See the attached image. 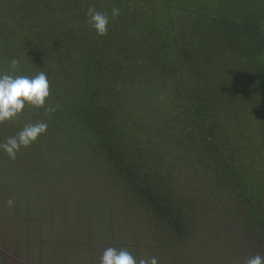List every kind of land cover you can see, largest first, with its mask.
<instances>
[{"label": "trees", "instance_id": "trees-1", "mask_svg": "<svg viewBox=\"0 0 264 264\" xmlns=\"http://www.w3.org/2000/svg\"><path fill=\"white\" fill-rule=\"evenodd\" d=\"M11 1L8 14L0 16V73L17 58L20 74L44 71L50 81L45 106L22 110L24 125L46 122L50 143L60 147L56 152L66 147L104 162L126 175L141 198L153 184L142 171L130 176L129 162L141 144L126 119L137 111L141 86L143 100L155 98L161 104L156 109L167 113L158 112L154 122L185 125V140L196 145L199 157H208V182L219 191L221 184L239 189L245 201L238 214L264 242V208L251 182L255 173L239 165L253 156L241 153L237 165L220 145L223 136L240 143L243 132L264 129V0ZM90 7L109 15L120 9L106 35L98 36L87 22ZM170 89L175 96L167 102ZM48 107L56 111L46 114ZM152 179L165 201L161 194L169 177Z\"/></svg>", "mask_w": 264, "mask_h": 264}, {"label": "rangeland", "instance_id": "rangeland-1", "mask_svg": "<svg viewBox=\"0 0 264 264\" xmlns=\"http://www.w3.org/2000/svg\"><path fill=\"white\" fill-rule=\"evenodd\" d=\"M12 2L0 1V16L8 14ZM138 90L137 111L126 117L141 144L138 162H129L130 176L144 172L147 183L153 184L148 193L140 198L126 175L100 160L93 163L85 158L89 155L82 156L85 153L66 147L56 152L60 147L50 143L49 131L21 148L14 160L0 149V264H101L110 247L127 250L137 260L155 256L158 264H244L256 255L264 257V242L246 227L242 212L238 214L240 200L245 201L239 189L221 184L224 189L219 191L216 182H208L213 171L206 166L211 162L185 140V125L154 122L158 112L167 114L165 108L157 110L161 104L155 98L143 100L141 86ZM165 95L171 102L175 91ZM22 124L21 115L0 124V144ZM260 127L262 131L243 132L240 143L223 136L220 145L237 165L241 153L252 154L239 165L255 173L251 182L264 208ZM158 174L169 177L167 191L161 194L165 201L158 198L160 190L152 179Z\"/></svg>", "mask_w": 264, "mask_h": 264}, {"label": "clouds", "instance_id": "clouds-1", "mask_svg": "<svg viewBox=\"0 0 264 264\" xmlns=\"http://www.w3.org/2000/svg\"><path fill=\"white\" fill-rule=\"evenodd\" d=\"M88 23L98 36H104L108 32L111 20L120 15L119 8H113L111 14L98 11L90 7L87 11ZM21 61L12 58L8 71L0 73V124L15 119L22 113L26 105L36 108L45 106L46 98L50 95V81L44 71H38L33 76L22 75ZM52 107L45 108L46 114L55 112ZM48 128L46 122L28 123L14 136L7 138L0 144V149L10 159H16L21 148H27L34 143ZM101 264H158L155 256L137 260L132 253L123 249L107 248L102 257ZM244 264H264V257L256 255L246 259Z\"/></svg>", "mask_w": 264, "mask_h": 264}, {"label": "crops", "instance_id": "crops-1", "mask_svg": "<svg viewBox=\"0 0 264 264\" xmlns=\"http://www.w3.org/2000/svg\"><path fill=\"white\" fill-rule=\"evenodd\" d=\"M0 1H2V0H0Z\"/></svg>", "mask_w": 264, "mask_h": 264}]
</instances>
